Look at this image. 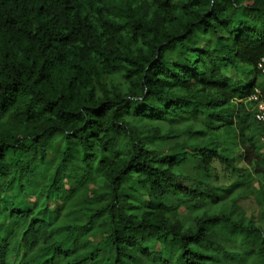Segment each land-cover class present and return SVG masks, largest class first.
Listing matches in <instances>:
<instances>
[{"label":"trees","instance_id":"obj_1","mask_svg":"<svg viewBox=\"0 0 264 264\" xmlns=\"http://www.w3.org/2000/svg\"><path fill=\"white\" fill-rule=\"evenodd\" d=\"M263 56L264 0H0V264H264Z\"/></svg>","mask_w":264,"mask_h":264},{"label":"rangeland","instance_id":"obj_2","mask_svg":"<svg viewBox=\"0 0 264 264\" xmlns=\"http://www.w3.org/2000/svg\"><path fill=\"white\" fill-rule=\"evenodd\" d=\"M241 68V73H243L244 74V72H246L247 71V67H240ZM232 72H229V74H231ZM231 75H233V77H235V75L234 74H231ZM246 76H244L243 77V79L241 80V82H243V83H245L246 84V81L249 79L248 77H246ZM220 136H222L221 138L222 139H224V141L226 142V145L228 146V149L229 150H232V152H233V150H234V148L233 147H231L230 148V145H228L229 143H231V140L230 139H226L225 137H223V134H220ZM207 139H206V142H210V140H211V137L210 138H208V136L206 137ZM220 142L221 141H219V144H220ZM211 143H212V140H211ZM226 145H224V144H221L220 145V147H223V146H225L226 147ZM156 149H160V147H156ZM236 154H237V159L238 158H240V156L238 155V153H237V149H236V151H234ZM259 153L260 154H264V145H262V143H261V145H260V148H259ZM216 165V168L214 169L215 171H214V175H218V173L220 174L219 175V178L218 179H216L215 177H213V178H211L212 179V182L213 183H219V182H225L226 184H228V183H230L232 180H231V178L228 176V175H225V172H224V170H223V167L220 165V164H215ZM224 166V165H223ZM236 166L237 167H243L244 166V164H243V162L242 161H238L237 160V163H236ZM249 171H250V169H246L245 168V173L244 174H246V176L248 177V178H251L252 177V175H250V174H248L249 173ZM260 178H261V176H259ZM128 182H127V184H128V186L130 187V188H132L135 192H136V190H137V192L140 194V195H142L143 196V198L146 200V195H145V193L143 192V189H142V187H141V185H140V183H139V181H138V179H136L135 177H133V178H131V179H128L127 180ZM234 181H236V180H233V182ZM184 182H186L187 184H191V182L190 181H188V180H184ZM253 182H255L256 183V180L255 181H253ZM232 183V182H231ZM65 185L67 186V187H73L74 186V181L72 180V178L70 177V176H68L67 178H66V180H65ZM234 194H235V192H234ZM234 194H232L231 195V197H229V199L231 200L232 199V197L234 196ZM27 197V199H28V202L31 204V206H33V209H34V211H38V210H40L42 207H44V203H47L48 204V206H51V207H53V206H55V204H57L58 203V199H56V197H55V195L54 194H51V196H50V200H47V201H45V200H40V202H37L34 198H33V196H26ZM4 198H6V200H8L9 198H11V194L10 193H7V194H5V197ZM242 200H244V198H241V200H238L239 201V204L240 205H243L245 208H246V210H247V215H250V214H256L257 215V221H256V223H257V225H262L263 224V222H264V219L262 218V217H260L261 216V213H263L264 212V207H260V206H258L257 205V203L256 202H254V201H248V199H246V200H244V201H242ZM232 202H229V205L227 206V205H225L226 206V208H228L229 209V207H230V205H232L231 204ZM236 204H233V206H232V208H234V206H235ZM1 202H0V209H1ZM220 209V208H219ZM218 211V210H217ZM234 211L237 213H239V211L238 210H236V209H234ZM180 213H181V215H184V214H186V213H188V210H187V208H183V207H181L180 208ZM61 220V221H60ZM58 221H60V222H64L65 221V218H59V220ZM4 224L2 223H0V228H2V227H4L3 226ZM21 254L23 253V251L21 250V252H20ZM14 256H16L15 254H12L11 255V259H14ZM68 260H70V259H66L65 257H60L59 259H58V262H59V264H62L63 262H66V261H68ZM247 263V262H246ZM156 264H160V263H156Z\"/></svg>","mask_w":264,"mask_h":264},{"label":"built area","instance_id":"obj_3","mask_svg":"<svg viewBox=\"0 0 264 264\" xmlns=\"http://www.w3.org/2000/svg\"><path fill=\"white\" fill-rule=\"evenodd\" d=\"M256 69L264 78V56L256 64ZM248 99L254 102L255 118L264 128V91L256 88L255 92ZM261 143L264 145V135L261 138Z\"/></svg>","mask_w":264,"mask_h":264},{"label":"crops","instance_id":"obj_4","mask_svg":"<svg viewBox=\"0 0 264 264\" xmlns=\"http://www.w3.org/2000/svg\"><path fill=\"white\" fill-rule=\"evenodd\" d=\"M252 77V76H251ZM254 78V77H253ZM257 82H259V83H264V78L263 77H261V76H258L257 77Z\"/></svg>","mask_w":264,"mask_h":264}]
</instances>
